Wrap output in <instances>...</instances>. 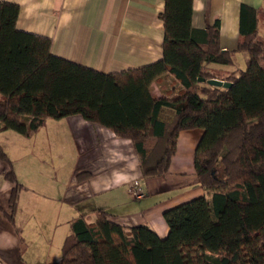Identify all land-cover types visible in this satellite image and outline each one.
<instances>
[{
  "label": "trees",
  "instance_id": "obj_1",
  "mask_svg": "<svg viewBox=\"0 0 264 264\" xmlns=\"http://www.w3.org/2000/svg\"><path fill=\"white\" fill-rule=\"evenodd\" d=\"M192 0H164L161 59L101 72L51 52V38L17 28L19 5L0 1V131L30 136L48 118L80 115L132 141L143 177L170 166L182 130L200 128L193 164L203 195L168 208V233L123 225L104 209L70 221L61 256L49 264H264V40L257 10L243 5L244 69L224 75L211 64H234L222 50L219 21L191 23ZM242 27V26H241ZM242 30V28H241ZM172 75L181 88L156 96L152 82ZM219 78L223 87L199 81ZM5 214L13 219L23 185L12 161Z\"/></svg>",
  "mask_w": 264,
  "mask_h": 264
},
{
  "label": "crops",
  "instance_id": "obj_2",
  "mask_svg": "<svg viewBox=\"0 0 264 264\" xmlns=\"http://www.w3.org/2000/svg\"><path fill=\"white\" fill-rule=\"evenodd\" d=\"M0 1L19 5L18 29L50 37L53 54L98 71L136 68L162 57L165 29L159 13L164 9V0ZM243 5L257 10L258 37L264 40V0H192V26L204 28L218 20L221 49L233 53L234 64H211L222 75L244 69L237 63L246 65L247 52L238 48L243 29L245 32L248 26L241 25ZM180 88L172 75H162L152 82L156 96L174 94ZM60 120L76 147L72 164H55L52 157L48 161L44 153L37 151L34 135L44 125L30 136L11 129L0 131V146L23 185L11 220L5 211L13 184L5 179L9 167L0 159V264L56 261L48 248L53 232L61 230V250L70 232V221L82 213H92L94 219L93 211L99 208L113 214L123 225L147 224L165 237L168 226L164 210L205 193L193 164L202 129L182 130L167 172L143 177L130 139L117 137L110 129L80 115ZM133 182L144 191L142 197H133ZM31 221L45 237L41 238L44 249L25 236Z\"/></svg>",
  "mask_w": 264,
  "mask_h": 264
},
{
  "label": "rangeland",
  "instance_id": "obj_3",
  "mask_svg": "<svg viewBox=\"0 0 264 264\" xmlns=\"http://www.w3.org/2000/svg\"><path fill=\"white\" fill-rule=\"evenodd\" d=\"M262 26H264V23H262ZM261 32L264 34V29H261ZM237 64L245 67L244 62ZM34 137H36L35 143L37 151L44 153V156L48 161L50 157H52L55 164L62 163L65 165L66 163L72 164L74 162L76 158V147L62 120L58 121V119L55 118H48L45 121L44 126L34 135ZM28 226L29 229L25 231V236H28L27 238H29L34 245L44 249L45 245L41 242V238L44 240L45 237H41L42 235L39 234V230L36 229V225L33 221L29 222ZM60 231L58 229L55 233L53 232L54 237L52 238L51 243L48 244L49 255L53 260L58 259L61 256ZM64 232L68 233L69 230ZM50 235L51 232L49 233V236ZM34 245H31V247Z\"/></svg>",
  "mask_w": 264,
  "mask_h": 264
},
{
  "label": "water",
  "instance_id": "obj_4",
  "mask_svg": "<svg viewBox=\"0 0 264 264\" xmlns=\"http://www.w3.org/2000/svg\"><path fill=\"white\" fill-rule=\"evenodd\" d=\"M199 81H206L208 84H211V85H217V86H223V87H229L231 86L232 82L230 81H226V80H222V79H219V78H208V79H205L204 77H200L198 78Z\"/></svg>",
  "mask_w": 264,
  "mask_h": 264
},
{
  "label": "built area",
  "instance_id": "obj_5",
  "mask_svg": "<svg viewBox=\"0 0 264 264\" xmlns=\"http://www.w3.org/2000/svg\"><path fill=\"white\" fill-rule=\"evenodd\" d=\"M130 191L135 198L142 197L144 195V191L141 189L137 182H133L130 185Z\"/></svg>",
  "mask_w": 264,
  "mask_h": 264
}]
</instances>
